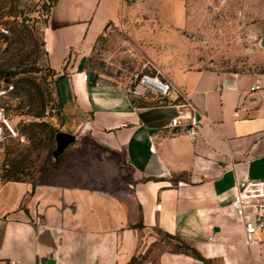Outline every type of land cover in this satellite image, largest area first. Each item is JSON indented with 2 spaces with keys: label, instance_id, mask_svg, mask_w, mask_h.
Here are the masks:
<instances>
[{
  "label": "crops",
  "instance_id": "0c3cea01",
  "mask_svg": "<svg viewBox=\"0 0 264 264\" xmlns=\"http://www.w3.org/2000/svg\"><path fill=\"white\" fill-rule=\"evenodd\" d=\"M127 12L123 0H56L43 37L63 133L122 155L129 202L95 187L0 183V264H264V228L247 244L231 207L237 180L264 178V70L176 69L163 73L170 97L130 95L86 66ZM175 100L197 108L196 139L170 128Z\"/></svg>",
  "mask_w": 264,
  "mask_h": 264
},
{
  "label": "rangeland",
  "instance_id": "374dc122",
  "mask_svg": "<svg viewBox=\"0 0 264 264\" xmlns=\"http://www.w3.org/2000/svg\"><path fill=\"white\" fill-rule=\"evenodd\" d=\"M52 2L0 0V23L9 29V34L0 35V87L23 76L35 80L33 103L31 97L22 92L16 96L9 87L0 98L16 131V136L0 143V183L5 168L15 164L21 176L34 183L101 188L129 202L131 168L122 155L103 148L87 134H76L74 142L54 156L57 139L52 132L63 131L54 76L43 46ZM123 4L129 12L109 24L97 39L86 66L112 77L125 89L146 61L164 74L176 69L264 70V0H123ZM15 72L20 73L13 76ZM18 85L29 88L25 82ZM41 92L45 116L21 114L39 108ZM19 104L22 109H17ZM179 246L190 251L186 245Z\"/></svg>",
  "mask_w": 264,
  "mask_h": 264
},
{
  "label": "built area",
  "instance_id": "2783aa9c",
  "mask_svg": "<svg viewBox=\"0 0 264 264\" xmlns=\"http://www.w3.org/2000/svg\"><path fill=\"white\" fill-rule=\"evenodd\" d=\"M7 34L9 29L0 23V35ZM126 91L133 96L153 92L160 98H168L171 96L173 86L156 65L146 61L141 66V72L129 81ZM5 94L6 90L0 87V98ZM173 104L177 114L171 119L170 128L190 139H196L202 125L197 108L187 100H175ZM239 114L240 110L234 113L235 117H239ZM7 136H16V131L4 109L0 107V143ZM231 207L243 219L247 244H259L258 233L264 228V178L237 180Z\"/></svg>",
  "mask_w": 264,
  "mask_h": 264
},
{
  "label": "trees",
  "instance_id": "16d2710c",
  "mask_svg": "<svg viewBox=\"0 0 264 264\" xmlns=\"http://www.w3.org/2000/svg\"><path fill=\"white\" fill-rule=\"evenodd\" d=\"M55 1L56 0H53L52 4L50 6V10H51L52 6L55 4ZM2 36H5V35H2ZM43 46H44V49H45L44 37H43ZM45 52L47 54L46 50H45ZM49 68L51 70L52 75L54 76V81L53 82H55L56 78L59 77V76H57L58 75L57 72L55 70H53L50 66H49ZM19 73L20 72H15L13 74V76L18 75ZM23 73H26V72H23ZM20 82H25L26 85H29V88L20 87L18 85ZM33 85H35V80L33 78H30L29 76H23V77L19 78L18 80H16L14 84H12V81H11V83H8L6 85V88H4V89L6 90L9 87L10 90H14L13 93H15L16 96H19L20 92H22L23 95H27V96L31 97V102L33 103L34 99L32 98L33 94L31 92V89H32ZM40 94H41V100H40L39 108L36 111H32V110L27 111V112L21 111V114H30V115H33L35 118H43L45 116L46 100L43 99V92H41ZM55 101H56V105H57V109H58L59 118L61 120L59 107H58V102H57L56 99H55ZM0 107L3 108L2 106H0ZM8 107L9 106H6L7 109H8ZM22 108H23L22 104H19V106L17 107V109H22ZM4 111H5V109H4ZM32 123H37V122H32ZM60 133H61L60 131L54 130L52 132V137L57 139V136ZM9 137H12V136H9ZM32 137H33L32 134H29V138H32ZM18 167H19L18 165L13 164V165L5 168V170H4L3 174H2V182L1 183L7 182V181H30V180H27V179H25L24 177L21 176V172H20V169ZM179 245H186V247L190 250L187 253H190V254H192L193 256H195V257H197L199 259H203L201 254L194 247H192V246H190V245H188V244H186L184 242H182V244H179ZM179 245H177L176 247H177V249L180 250V246ZM131 264H134V260L131 262Z\"/></svg>",
  "mask_w": 264,
  "mask_h": 264
},
{
  "label": "water",
  "instance_id": "95a60500",
  "mask_svg": "<svg viewBox=\"0 0 264 264\" xmlns=\"http://www.w3.org/2000/svg\"><path fill=\"white\" fill-rule=\"evenodd\" d=\"M86 62V58L83 60L82 62V68L84 66ZM75 137L70 135V134H66V133H60L57 136V149L54 152V156L57 157L58 155H60L61 153H63V151L72 143L74 142Z\"/></svg>",
  "mask_w": 264,
  "mask_h": 264
}]
</instances>
